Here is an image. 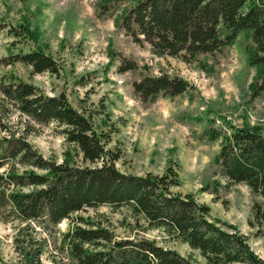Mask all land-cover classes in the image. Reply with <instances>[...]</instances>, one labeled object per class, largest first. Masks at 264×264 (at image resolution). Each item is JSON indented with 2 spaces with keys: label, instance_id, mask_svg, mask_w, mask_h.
Here are the masks:
<instances>
[{
  "label": "rangeland",
  "instance_id": "374dc122",
  "mask_svg": "<svg viewBox=\"0 0 264 264\" xmlns=\"http://www.w3.org/2000/svg\"><path fill=\"white\" fill-rule=\"evenodd\" d=\"M133 4L132 0H0V59L41 47L61 64L60 72L52 74L35 73L21 62H0V80L17 78L50 95L65 92L107 134L106 147L119 155L115 164L121 171L163 173L168 166L177 170L180 184L172 189L194 193L199 202L211 207L212 220L235 225L264 258V225L255 221L253 211L260 196L246 183L231 182L221 173L216 162L220 142L203 137L212 119L238 126L260 125L264 132V89L256 94L252 88L264 83L247 52L252 39L242 32L223 51L199 54L191 61L158 55L121 27ZM2 22L26 24L39 31V39L10 35L9 26L2 28ZM124 58L135 60L138 67L120 72ZM162 72L184 77L189 89L143 101L134 91V81ZM63 128L57 123L35 122L0 92V138L25 136L46 158L61 162L67 154L82 161V153L67 141ZM78 216L101 222L117 238L153 239L207 264L199 249L164 227H149L128 206L108 205L88 207L46 227L5 218L0 212V264H71L64 235ZM26 257H31V263Z\"/></svg>",
  "mask_w": 264,
  "mask_h": 264
},
{
  "label": "trees",
  "instance_id": "16d2710c",
  "mask_svg": "<svg viewBox=\"0 0 264 264\" xmlns=\"http://www.w3.org/2000/svg\"><path fill=\"white\" fill-rule=\"evenodd\" d=\"M121 27L139 44L148 43L158 55L186 61L199 54H215L233 44L244 32L253 44L247 47L250 62L264 83V0H132ZM8 34L39 39V31L26 24L7 25ZM4 65H30L35 73L58 74L61 64L41 47L10 53ZM138 64L124 58L120 72ZM143 101L161 95L185 93L184 77L162 72L145 75L133 83ZM259 94L264 85H253ZM0 92L20 113L37 123L63 126L67 141L74 143L83 160L67 155L61 162L46 158L25 136L0 138V212L5 218L33 221L46 227L59 224L88 207L128 206L141 214L149 227H164L199 249L207 264H264L235 225L210 218L211 207L192 192L174 191L178 171L168 166L163 173H126L115 164L119 155L106 147L107 134L77 109L65 92L50 95L39 86L17 78L0 80ZM203 137L219 140L216 162L231 182L246 183L260 201L253 205L254 218L264 225V132L260 125L238 126L212 119ZM102 161L100 165L93 163ZM1 169H3L1 171ZM22 169V170H20ZM64 240L71 264H200L176 249L148 238H117L99 221L78 216ZM40 251L36 255L40 256ZM29 258V257H26ZM28 260L31 263V257ZM40 264V262L38 263Z\"/></svg>",
  "mask_w": 264,
  "mask_h": 264
}]
</instances>
